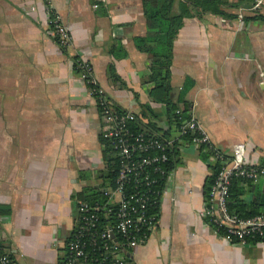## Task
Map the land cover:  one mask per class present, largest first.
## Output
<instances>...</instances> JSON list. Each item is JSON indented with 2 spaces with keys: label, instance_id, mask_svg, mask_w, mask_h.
I'll list each match as a JSON object with an SVG mask.
<instances>
[{
  "label": "crops",
  "instance_id": "1",
  "mask_svg": "<svg viewBox=\"0 0 264 264\" xmlns=\"http://www.w3.org/2000/svg\"><path fill=\"white\" fill-rule=\"evenodd\" d=\"M239 4L235 15L264 16V3ZM62 16L73 40L62 52L50 34L47 10ZM146 33L143 0H0V216L14 264H59L63 241L77 223L73 197L99 185L103 168L95 99L73 68L80 56L109 100L136 119L150 104L142 78L149 68L134 37ZM116 45L121 59L109 53ZM114 65L120 81L110 77ZM171 85L187 79L190 113L213 145H246V161L264 160V21L212 14L185 18L173 47ZM121 82V83H120ZM124 85V87L122 86ZM148 117V116H147ZM147 117L140 118L147 123ZM167 128V121L158 122ZM165 131V130H163ZM174 138L178 133L172 134ZM183 145L160 202L156 232L130 251L134 264H264V242L230 244L200 216L212 158ZM195 153V154H193ZM86 173L87 179H82ZM261 188L264 184L261 183Z\"/></svg>",
  "mask_w": 264,
  "mask_h": 264
},
{
  "label": "built area",
  "instance_id": "2",
  "mask_svg": "<svg viewBox=\"0 0 264 264\" xmlns=\"http://www.w3.org/2000/svg\"><path fill=\"white\" fill-rule=\"evenodd\" d=\"M263 3L264 0H256L254 6L260 7ZM47 17L54 42L60 50L66 49L73 40L70 28L62 16L51 8L47 10ZM243 20V14L240 13L239 25ZM73 66L79 70V79L89 88L90 95L95 99L101 134L116 151L120 161V172L116 188L102 190L109 204L117 205L114 212L116 221L113 225L99 230V214L103 206L99 203L92 205L81 200H73L80 227L73 237H68L62 243L64 251L68 254L67 264H81L82 260L87 259L88 245L94 251L102 253L100 264H134L132 260L127 259L124 248H121L114 238L120 237L132 251L147 244L156 232L159 217L151 215L150 209L157 208V202L152 199V195L159 194V191H153V188L159 187V178L166 175L162 165L168 161V149L174 140L165 141L131 131L129 124L136 120V116L121 108L118 110L109 100L94 77L91 63L78 56L73 59ZM188 134L191 135L189 143L191 148L201 154L206 152L204 147L213 151L212 159L219 161L221 166L208 195L209 200L205 201L200 216L207 218L214 233L230 244L244 247L249 245V238L264 239V215L243 219L231 214L228 209L232 181L243 178L253 184H264V167L246 161L244 143L235 144L229 153L216 148L193 113L183 119L180 125L179 137ZM131 184L132 191L127 194L126 187ZM108 212L111 213V210L108 209ZM220 230H224V234L220 235ZM14 254L13 249L0 254V264H14L12 260Z\"/></svg>",
  "mask_w": 264,
  "mask_h": 264
},
{
  "label": "trees",
  "instance_id": "3",
  "mask_svg": "<svg viewBox=\"0 0 264 264\" xmlns=\"http://www.w3.org/2000/svg\"><path fill=\"white\" fill-rule=\"evenodd\" d=\"M143 6L146 33L143 36L134 37L133 41L135 48L139 52L145 53L149 59V68L146 75L142 78V85L148 89L151 99L150 103L161 105L162 112L154 111L150 104H147L143 107L144 111L141 114L145 118L148 116L147 123L145 124L140 119L143 117H139L129 124V128L133 132L144 133L149 137L153 136L165 141L174 140L168 149V161L162 165V168L166 171V175L163 178L156 176L160 179V186L153 188V191H159V194L152 195V199H155L157 202V208H151L150 214L159 217L161 197L171 172L179 162V150L183 145L191 142V135L179 137V131L181 121L190 116V102L187 96L193 87V82L187 79L185 85L180 90L174 89L171 85L174 42L184 25L185 18H193L199 13L203 15H216L226 20H234L238 16L231 11L239 8V4L231 3L229 0H143ZM250 20L264 21V16L257 13L251 18L244 17L243 21ZM109 53L118 59L125 57V53L121 52V49L116 45L110 49ZM73 68L78 75L79 70L74 66ZM109 74L111 78L120 81L113 64L109 66ZM122 86L124 87V85ZM90 88L94 87L90 86ZM117 109L120 110L119 107ZM178 111L180 113H177ZM162 119L167 121V128L163 129L159 127L158 122ZM174 132L178 133V137L174 138L172 136ZM100 143L102 147L103 168L95 173V177L101 182L97 186L89 184L83 187L81 192L73 197L74 200H81L92 205L99 203L103 206L99 214V230L101 228L104 229L108 225H113L116 221L114 212L117 205L109 204L102 190L105 188L115 189L120 172V161L116 151L102 135L100 136ZM203 149L206 150L203 153L204 159L209 157L214 158L213 151L206 149V147ZM259 166L264 167V160L261 161ZM211 169L212 174L205 182V201L207 202L211 187L221 169L219 161L214 160L211 163ZM80 176L82 179H87L86 173H81ZM132 186L133 184L127 185V194L132 191ZM108 209L111 210V213L108 212ZM228 209L231 214H236L243 219L264 215V188H261V183L253 184L251 181L243 178L234 179L229 190ZM11 212L10 207L0 208V216L10 215ZM205 221L213 229L207 218ZM79 227L80 223L78 221L70 235L71 237H73ZM1 233L2 223L0 221V254H5L10 247L2 239ZM220 233V235L224 234V230H220ZM114 240L118 242L121 248H124L127 259L131 260V257L127 255L130 250L126 247L125 241L120 237H115ZM248 241L251 244L264 242V239L255 237L249 238ZM101 255V252L94 251L88 245L87 259L82 260L81 264H100ZM67 257L68 254L65 252L59 264H67ZM12 260L14 262V257H12Z\"/></svg>",
  "mask_w": 264,
  "mask_h": 264
},
{
  "label": "rangeland",
  "instance_id": "4",
  "mask_svg": "<svg viewBox=\"0 0 264 264\" xmlns=\"http://www.w3.org/2000/svg\"><path fill=\"white\" fill-rule=\"evenodd\" d=\"M53 40H54V39H53ZM70 45H71V44H70ZM70 45H69V46H70ZM69 46H68L66 49L62 50V52H66V50L69 48ZM77 57H78V56H75L73 59H75V58H77ZM88 89H89V88H88ZM98 121H99V131H100V136H101L102 134H101V130H100L101 128H100V120H99V118H98ZM193 154H195V153H193Z\"/></svg>",
  "mask_w": 264,
  "mask_h": 264
},
{
  "label": "water",
  "instance_id": "5",
  "mask_svg": "<svg viewBox=\"0 0 264 264\" xmlns=\"http://www.w3.org/2000/svg\"><path fill=\"white\" fill-rule=\"evenodd\" d=\"M113 237H115V236L113 235ZM127 255L130 256V253H128Z\"/></svg>",
  "mask_w": 264,
  "mask_h": 264
}]
</instances>
